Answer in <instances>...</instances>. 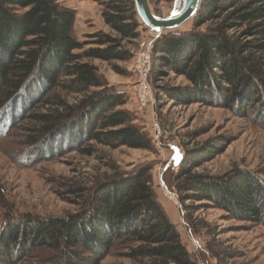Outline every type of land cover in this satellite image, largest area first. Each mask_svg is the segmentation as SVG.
<instances>
[{"label":"trees","instance_id":"obj_1","mask_svg":"<svg viewBox=\"0 0 264 264\" xmlns=\"http://www.w3.org/2000/svg\"><path fill=\"white\" fill-rule=\"evenodd\" d=\"M59 1L0 0V120L10 125L24 107L53 102L57 108L52 111L31 114L40 123L28 135L33 145L53 146L50 138L60 134L63 144L87 152L92 148L76 145L95 139L113 147L152 149L150 133L134 121L131 111L118 108L125 97L106 88L97 66L88 60L131 58L122 42L139 35L134 1L128 15L127 0H97L106 3L105 20L120 36L97 33L98 46L88 49L74 34L75 11ZM216 17L223 19L215 27L196 28L185 36L170 32L153 44V76L163 75L165 67L190 81L192 90L187 92L164 86L180 103L204 101L213 97L214 89L228 103L264 94V0H203L194 17L196 27ZM239 27H245L241 34L229 33ZM58 88L83 97L68 104ZM212 147L207 143L194 149L180 163L174 184L181 202L225 203L242 219L262 221L264 190L259 181L248 175L217 180L193 172L208 153L223 151ZM73 191L82 195L81 211L25 220L15 231L0 234V256L10 261L7 255L14 247L24 255L50 247L56 251L55 264H100L116 246L129 245L126 255L141 264H201L160 203L151 167L116 173L94 188Z\"/></svg>","mask_w":264,"mask_h":264},{"label":"rangeland","instance_id":"obj_2","mask_svg":"<svg viewBox=\"0 0 264 264\" xmlns=\"http://www.w3.org/2000/svg\"><path fill=\"white\" fill-rule=\"evenodd\" d=\"M133 1L139 35L122 42L123 47L131 51V58L88 60L97 66L105 80V87L125 97V103L118 108L131 111L134 121L150 133L153 148L113 147L95 139L80 141L76 146L92 148L91 152H87L79 148L71 149L68 142L63 144L60 134L50 138V141L53 138V146L33 145L28 141V135L40 123L31 114L52 111L57 108L52 105L53 102L43 101L32 103V107H24L20 117L15 115L10 125L5 118H1L0 234L15 231L25 220L77 213L84 208V204L82 195L75 193L73 188H94L116 173L146 165L151 167L160 203L176 225L190 253L201 264H264V219H242L225 203L212 200L190 198L181 202L174 184L180 163L192 150L206 148L208 143V146L223 151L212 156L209 155L211 152L208 153L193 172L217 180L225 175H248L259 181L264 190V94L260 99L242 97L239 101L228 103L214 89L213 97H207L204 101L180 103L164 92V86L181 87L182 92H187L192 90L190 81L175 70L167 72L165 67L163 75L154 77L153 58L156 55L151 51L149 79L153 91L148 97V106H142L139 99L141 78L135 68L138 53L164 34L172 32L185 36L196 28L215 27L223 17L213 18L200 27H196V21L192 18L180 28L158 34V31L143 23ZM59 2L75 11L74 34L85 43L83 49L98 46L97 33L120 36L105 20L106 3L97 0ZM130 2L127 0V11L131 8ZM149 3L158 15L170 16L174 13L175 0H149ZM131 13L128 11L127 14ZM244 28L239 27L229 33L241 34ZM250 38L248 36L246 39ZM56 92L72 105L83 97V93L68 92L62 88ZM243 106L250 108V111L244 112ZM156 130L160 131L157 139L153 135ZM260 205L264 210V199ZM128 246H116L100 264H141L126 255ZM24 254L14 247V252L7 255L10 261L0 256V264L58 262L56 251L50 247L37 248Z\"/></svg>","mask_w":264,"mask_h":264},{"label":"water","instance_id":"obj_3","mask_svg":"<svg viewBox=\"0 0 264 264\" xmlns=\"http://www.w3.org/2000/svg\"><path fill=\"white\" fill-rule=\"evenodd\" d=\"M203 0H175L174 13L170 16L156 14L149 0H135L136 10L143 23L162 34L180 28L194 18Z\"/></svg>","mask_w":264,"mask_h":264},{"label":"built area","instance_id":"obj_4","mask_svg":"<svg viewBox=\"0 0 264 264\" xmlns=\"http://www.w3.org/2000/svg\"><path fill=\"white\" fill-rule=\"evenodd\" d=\"M153 48L152 42L147 44L145 50H141L138 53L136 61V70L140 74V87H139V99L142 106H148V97L152 95V85L149 79V73L151 68V51ZM157 139L160 136V131L156 130L153 134Z\"/></svg>","mask_w":264,"mask_h":264}]
</instances>
